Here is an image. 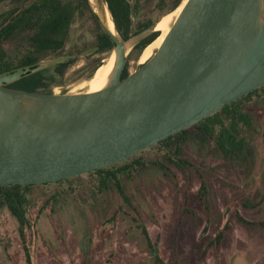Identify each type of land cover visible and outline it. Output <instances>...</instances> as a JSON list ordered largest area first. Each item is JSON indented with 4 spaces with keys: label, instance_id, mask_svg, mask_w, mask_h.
I'll use <instances>...</instances> for the list:
<instances>
[{
    "label": "water",
    "instance_id": "1",
    "mask_svg": "<svg viewBox=\"0 0 264 264\" xmlns=\"http://www.w3.org/2000/svg\"><path fill=\"white\" fill-rule=\"evenodd\" d=\"M89 2L114 44L109 83L54 95L8 87L42 65L1 74L0 187L56 184L110 167L264 87V0H189L162 48L125 79L133 38L124 41L115 23L119 37L107 29L105 0H96L99 12Z\"/></svg>",
    "mask_w": 264,
    "mask_h": 264
},
{
    "label": "rangeland",
    "instance_id": "2",
    "mask_svg": "<svg viewBox=\"0 0 264 264\" xmlns=\"http://www.w3.org/2000/svg\"><path fill=\"white\" fill-rule=\"evenodd\" d=\"M161 1L130 0L135 27L143 22L155 25L175 0ZM8 8L10 2L0 5V14ZM95 33L89 18L76 19L66 49L40 64L45 71L41 92L71 95L96 65L110 58L113 52H95ZM137 35L131 38L129 74L142 66V52L134 48L147 36ZM14 46L6 44L13 53ZM68 59L76 63L63 77L55 75L54 67ZM249 111L264 128V99ZM253 143L254 158L240 164L189 142L185 153L190 165L185 171L146 169L126 182L130 203L116 192L94 198L96 179L88 175L75 182L76 191L56 198L52 196L62 188L33 189L34 206L28 211L32 227L26 233L32 264H264L263 134H256ZM137 157L147 160L152 154L146 151ZM0 264H27L18 222L1 206Z\"/></svg>",
    "mask_w": 264,
    "mask_h": 264
},
{
    "label": "trees",
    "instance_id": "3",
    "mask_svg": "<svg viewBox=\"0 0 264 264\" xmlns=\"http://www.w3.org/2000/svg\"><path fill=\"white\" fill-rule=\"evenodd\" d=\"M182 1L175 0L168 7L165 15L176 10ZM7 2H10V8L0 14V75L18 69L35 68L48 57L63 52L77 18L87 17L95 26L93 48L96 53H112L114 50V44L100 28L89 0H0V5ZM105 2L117 31L124 41L130 40L133 36L154 26L153 22H143L135 27L133 23L134 9L130 0H105ZM164 2L165 0H162L160 4ZM158 36V32L152 33L142 39L134 50L143 52ZM8 43L15 44L14 53L6 48ZM75 60L68 59L57 64L53 69L55 75L63 77L76 63ZM99 66L100 64L93 68L89 78ZM44 73L45 71L42 70L29 74L8 87L33 93L52 94L50 91L41 92L39 90L42 83L41 76ZM128 75L127 67L123 79ZM263 99L264 87L252 91L247 96L225 106L216 115L147 150L152 154L150 159L145 160L137 157L146 152L143 151L123 162L87 174L96 179L97 187L96 190H92V196L96 198L99 194L116 192L125 202L130 203L126 182L129 179L137 178L146 169L156 168L163 173L171 172L173 168L185 171L186 167L190 165L185 153L189 142H194L200 151L211 152L227 162L248 164L255 155L254 136L261 133L264 137V128L257 122L249 108L255 102ZM80 177L43 186L0 187V206L7 208L18 222V234L27 264H32L30 250L26 243V233L32 227L28 211L34 206L32 203L33 189L51 186L62 188V190L57 189L58 193H54L52 196L56 198L63 195L62 192L76 191L77 186L74 185ZM204 187L205 184L202 190L205 189ZM103 207L107 206L103 205ZM239 220L244 224H249L242 218ZM261 226H264V222L261 223ZM222 238L223 233H220L217 236L218 242ZM160 264L164 263L160 262Z\"/></svg>",
    "mask_w": 264,
    "mask_h": 264
},
{
    "label": "bare ground",
    "instance_id": "4",
    "mask_svg": "<svg viewBox=\"0 0 264 264\" xmlns=\"http://www.w3.org/2000/svg\"><path fill=\"white\" fill-rule=\"evenodd\" d=\"M189 0H183L179 7L174 10L172 13L163 16L156 24L154 31L159 33L158 38L152 42L147 48L144 49L142 55L140 57V64L144 65L149 62L155 55V53L162 48L166 38L168 37L173 25L175 24L176 20L178 19L179 15L183 11L184 7L188 3ZM94 9L99 12L96 6V0H91ZM102 20L104 21L105 26L107 29L112 33L114 36L119 37L117 33L113 18L111 13L109 12L106 5L103 7V15L100 13ZM134 41L131 40L126 44V55L133 49ZM105 61V60H104ZM116 64V54L113 51L110 58L101 64L97 70L93 73V75L87 79L85 82L80 84V86L74 89L71 93L72 94H79L77 90H84V93H96L103 90L109 83L110 77L114 71ZM55 95H59L58 92H55Z\"/></svg>",
    "mask_w": 264,
    "mask_h": 264
}]
</instances>
